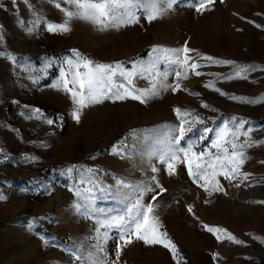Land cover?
I'll list each match as a JSON object with an SVG mask.
<instances>
[{
  "label": "rangeland",
  "instance_id": "1",
  "mask_svg": "<svg viewBox=\"0 0 264 264\" xmlns=\"http://www.w3.org/2000/svg\"><path fill=\"white\" fill-rule=\"evenodd\" d=\"M192 4L175 0L151 22L138 8L139 19L132 24L100 30L89 21L72 19L70 31L53 32L48 25L66 19L62 9L75 10L67 0H0V196L5 197L0 200V264H81L73 250L85 260L111 264L118 244L122 252L116 264H177V259L180 264H264V0H215L200 12ZM153 45L159 48L150 56ZM185 45L194 50L187 55L200 65L197 69L160 59L154 70L139 72L140 64L168 55L165 49ZM73 49L94 63L115 68L120 62L134 74L117 71L113 79L129 90L150 91L165 80V72L166 83L181 87L145 96V103L131 96H102L80 110L77 122V106L63 87L76 71L67 63L76 59ZM223 60L235 63L215 62ZM248 65L255 70L235 74ZM79 70L87 71L82 62ZM176 108L181 116L189 114L185 127L194 128L189 134L194 152L216 153V130L225 121L236 123L233 116L246 121L240 133L252 130L247 136L238 133L234 142L246 159L231 182L216 177L222 190L209 185L206 192L180 161L169 175L167 165L149 155L167 128L181 123ZM204 127L212 131L199 140ZM248 141L255 143L249 147ZM181 146L187 147L188 139ZM153 167L159 171L153 173ZM81 173L91 175L94 185H78ZM243 173L249 174L247 179ZM153 175L166 191L160 192ZM144 185L154 191L143 193L142 203L153 204L159 230L178 249L177 259L162 244L133 237L125 245L117 228L103 224L107 216L122 215L126 202L135 203ZM78 186L81 192L92 187V199L77 197ZM77 203L92 209V215L78 213ZM204 225L227 232L210 233ZM229 232L242 243L232 241Z\"/></svg>",
  "mask_w": 264,
  "mask_h": 264
},
{
  "label": "snow or ice",
  "instance_id": "2",
  "mask_svg": "<svg viewBox=\"0 0 264 264\" xmlns=\"http://www.w3.org/2000/svg\"><path fill=\"white\" fill-rule=\"evenodd\" d=\"M67 3L69 5H74L75 10H68L67 8L62 9L65 13L66 19L63 23H50L48 25L49 31H70L69 22L72 19L89 21L98 25L100 30H104L108 27H118L122 23L132 24L137 22L139 19L136 15V10L138 8L144 9L146 19L151 22L152 20L166 14V12L173 7L175 0H67ZM214 3L215 0H193V4L191 6L195 7L197 12H200L202 9L207 10L208 6L213 5ZM56 6L59 8L60 4H57ZM257 27H259V25H257ZM158 48L159 46L153 45L152 52H150L149 55L153 56ZM72 51L75 54L76 59L73 60L72 58H69L67 63L70 66H74L76 71L73 73L72 80H64L63 87L66 91L71 93L73 103L77 106L73 112V118L77 122L80 120V110L89 104L99 103L100 97L102 96H108V98L114 100H122L126 96H131L133 99H137L142 103H145V96L158 95L161 90H167L168 88H171L172 91H176L181 87L179 83H176L174 86L166 83L167 72H165L163 73L165 80L153 84L150 91L136 89L129 90L124 85L117 84L113 79L117 71L120 72L121 76L126 75L130 77L134 74L124 70L120 62H117L116 67L113 68L112 65L109 64L94 63L93 61L81 56V54L75 49ZM191 51L194 50L188 48L186 45L183 48L165 49V52L168 53V55H165L164 57L155 56V59L150 60L147 66L140 64L138 66V70L141 73L154 70L156 63L160 59H164L166 62L176 65H187L189 68L195 70L200 67V65H198L192 57L187 55V53ZM0 55H4V53H0ZM9 58L11 59L12 57L9 56ZM199 58L200 57H197V59ZM205 59L209 61L215 60V58L210 56L205 57ZM81 62L87 71L81 72L79 70ZM215 62L218 64L235 63L230 60ZM251 70H255V66H240L235 74L239 76L241 73H246ZM195 74L197 76L201 75L198 71ZM158 75L160 74L158 73ZM175 75L180 77L181 72L176 71ZM61 76H64L63 71L61 72ZM128 83H132L131 79L128 80ZM70 84L72 87H69ZM211 85L212 82H209V84L205 86L208 87ZM120 88H124L123 93L120 92ZM216 90L220 91L219 89ZM137 92L139 94H137ZM232 98L237 99L236 97ZM238 99L243 100L245 98L241 97ZM204 107L209 106L205 104ZM34 111L36 113L40 112L39 109H35ZM174 111L180 117L181 123L177 127H168L166 136L157 142L159 147L149 153V155H157L162 163L167 165L169 175L176 172V162L180 161L187 164V173L192 181L199 184L200 187H203L206 192L209 190V185H212L213 191L222 190V186L219 184V181L216 180V177L223 175L225 179H229L231 182V179L236 178L237 172L239 171L241 165L245 162L246 157L244 156L243 151L237 149V145L234 141L238 139V133H240V129L246 124V121L233 116L231 117V120L236 123L230 126L229 122L225 121L223 126L216 130V138L212 140V146L217 149L216 153H206L203 150L194 152L193 148L195 145L189 138V134L194 131V128L192 126L185 127V124L188 123L187 117L189 114L185 112V114L181 116L180 108H176ZM194 119L201 124L203 123L199 116L194 117ZM47 122L49 124L53 123L52 120H48ZM211 131L212 129L204 127L203 132L199 136V140L206 139L204 134ZM251 131L252 130L249 128L247 132L240 134L247 136ZM229 137L231 138L229 139ZM185 139H188V146L182 147L181 142ZM247 143L248 146L251 147L255 142L248 141ZM229 146L232 149L230 152ZM113 148L118 151L115 145ZM221 151H223V155L220 154ZM0 152H2V149H0ZM73 167H70L67 171L71 173L73 171ZM92 171V169H88V173L91 174ZM152 171L153 173H156L159 170L153 167ZM248 175V173H243L245 179H247ZM151 180L155 182V185L159 188L160 192L166 191V189L160 185L159 180L155 175L151 177ZM201 181H203V183H201ZM213 181H215V183H213ZM94 183V178L91 175L86 178L84 174L81 173L78 185H94ZM122 183V180H117L118 185ZM92 191V187H88L84 192H81L80 187L78 186L75 189V195L84 200H91ZM149 191H154V189L148 185L142 186L140 189V195L137 196L135 203L129 204L126 202V210L122 215L107 216L103 219V224L107 228H117L119 230V239L123 241L125 245L132 243L133 237H135V240L143 241L145 244H162L165 248H169L172 251L173 258L177 259L179 256L178 249L171 239L167 237V233L159 230V218L154 214L155 209L153 204L142 203L143 193ZM2 199H5V197L0 196V200ZM155 199L156 195H153L152 200ZM260 203H264V201H261ZM74 207L78 213L83 211L85 215H92V209H89L82 204L77 203ZM188 211H192L191 205H189ZM98 222H100L99 219ZM204 227L210 233L219 234L227 232L226 229L220 227H211L208 225H204ZM99 231L100 229L97 228L98 233ZM105 235H107V233H105ZM227 235L232 241L242 243V241L237 240L230 232L227 233ZM217 239H220L219 235H217ZM103 251V248L98 249V252ZM121 252L122 246L118 244L115 252L116 260L111 261V264H116V261H118L121 256ZM72 254L77 261L81 262V264H100V261L95 258L91 261L85 260L84 257L78 254L75 250L72 251ZM89 255L95 257V254L93 253H89ZM177 264H180L178 259Z\"/></svg>",
  "mask_w": 264,
  "mask_h": 264
}]
</instances>
